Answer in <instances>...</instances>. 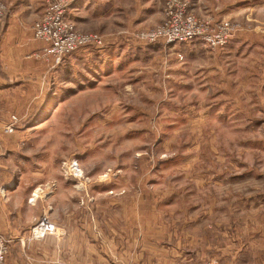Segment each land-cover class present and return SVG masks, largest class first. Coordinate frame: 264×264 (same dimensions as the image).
Wrapping results in <instances>:
<instances>
[{
	"label": "rangeland",
	"instance_id": "rangeland-1",
	"mask_svg": "<svg viewBox=\"0 0 264 264\" xmlns=\"http://www.w3.org/2000/svg\"><path fill=\"white\" fill-rule=\"evenodd\" d=\"M32 1L37 12L46 7ZM69 1L70 17L80 19L76 31L101 37L104 46L57 64L42 56L34 30L43 47L27 60L57 67L25 78L41 83L30 98L0 102V198L9 166L14 176L51 181L35 188L45 194L67 181L82 199L85 239L103 242L108 216L100 214L102 232L94 233L92 193L112 187L108 194L131 206L132 232L126 240L113 235L117 248L101 247L102 264L235 257L242 231L264 216V0H186L199 17L236 28L217 50L140 40L165 21L166 0H90L87 6H107L86 14L80 0ZM15 104L24 110L6 114ZM12 138L14 155L1 147Z\"/></svg>",
	"mask_w": 264,
	"mask_h": 264
},
{
	"label": "crops",
	"instance_id": "crops-1",
	"mask_svg": "<svg viewBox=\"0 0 264 264\" xmlns=\"http://www.w3.org/2000/svg\"><path fill=\"white\" fill-rule=\"evenodd\" d=\"M2 1L7 8V13L4 21L0 24V102L1 104H5L4 100H6V103L10 104L11 97L13 100L17 99L15 97L30 98L27 95L41 85L40 82L24 81L25 78L40 71L49 72L53 75L57 66H48L49 70V68L46 69L41 64L40 66H36L27 60V57L40 51L43 47L41 43L35 41L34 25L43 16L45 3L43 2L40 12H37L36 3L32 0ZM80 1L82 12L85 10L93 12L97 9L101 11V7L107 6L106 3L97 5V2H93L90 6H87L90 0ZM77 2L80 3L79 0ZM71 10L74 9L70 6L67 19L77 29V22L80 23V19H72L70 17ZM125 16H128L127 13ZM139 17L140 20L137 22L142 20V16ZM85 20L89 22L94 21L93 18L91 19V16L84 18L83 22ZM84 30H89V28ZM43 85L46 86L47 83H42L41 87ZM13 107L16 108L6 110V114L17 116L18 114L14 110H24L20 105L16 106L15 104ZM4 112L0 110V114ZM4 118L5 116H2L1 119ZM7 141L10 145H2V151L11 153L12 155L17 154L18 150L14 147L17 143L16 139L12 138L11 141ZM3 161L5 162L6 159L4 158ZM8 168L5 170L7 180H3L5 192L2 194L3 197L0 198V233L11 241L7 264H85V262L102 264L105 263L104 261L102 262V258L105 260L107 257L102 256L101 247L117 248L116 245H118L119 241L112 239L113 235L119 233L121 234L119 237H123L126 240V232H132V212L130 214V211L125 209L131 210V206L127 203L124 204V197L108 194V190L112 189V187L105 188L104 191H107V193H104L103 196H100V192L95 193L94 191L92 193V209L98 217V224L93 228L94 233L96 231L99 234L102 232L100 214L106 213L108 222H105V225H108L109 241L103 240L102 242L98 238L86 240L84 226L80 219L82 215L78 216V211L82 210L80 204V200L82 201V199L75 193L73 190L75 188L71 183L60 179L56 183V193L43 194L33 198V193L37 186H45L51 183V181L41 180L39 176L37 177L39 179L35 177L24 178L21 175L14 176L18 172L13 171L14 167L9 166ZM73 183L75 182L73 181ZM115 183L118 184V180H115ZM80 186L82 187V184ZM102 197H104L103 200ZM43 216L48 217L53 224L64 228L66 235L63 238L47 236L43 241L26 244L24 239L28 235L30 228ZM258 218L260 220H253L251 222L250 226L252 227L248 231H242L241 237L243 239L242 242L240 241L241 243H238L240 248L237 246V255L231 258L228 257L227 260L223 259L224 256H222V260L218 264H264V216H259ZM94 223L96 222L94 221ZM120 246L121 248L125 247V245ZM89 249H92L90 255L86 254V250ZM162 249L164 250V248ZM178 260L180 261L181 259L176 258L177 263ZM160 261V259H156L154 264H161ZM172 261V259L168 260L170 263ZM142 264L148 263L143 262ZM163 264H167L165 258Z\"/></svg>",
	"mask_w": 264,
	"mask_h": 264
},
{
	"label": "built area",
	"instance_id": "built-area-1",
	"mask_svg": "<svg viewBox=\"0 0 264 264\" xmlns=\"http://www.w3.org/2000/svg\"><path fill=\"white\" fill-rule=\"evenodd\" d=\"M69 0H46L43 17L34 25L35 38L44 44L42 56L47 61L63 63L64 59L76 51L104 46L99 36L81 34L67 19ZM6 7L0 0V23L5 18ZM165 21L157 29L139 34L140 40L165 45L199 42L211 50L225 48L232 40L236 28L228 21H214L194 14L186 0L165 1ZM12 132V130H11ZM47 192L46 194H51ZM45 194L36 189L34 197ZM65 229L53 224L48 217L40 218L29 230L24 239L26 244L43 241L47 236L62 238ZM11 241L0 233V264H7Z\"/></svg>",
	"mask_w": 264,
	"mask_h": 264
}]
</instances>
